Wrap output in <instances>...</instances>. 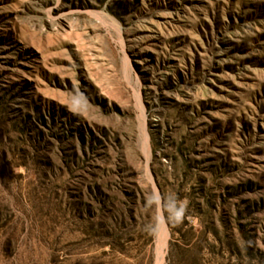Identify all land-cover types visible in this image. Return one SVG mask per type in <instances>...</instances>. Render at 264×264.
<instances>
[{
	"label": "rangeland",
	"instance_id": "1",
	"mask_svg": "<svg viewBox=\"0 0 264 264\" xmlns=\"http://www.w3.org/2000/svg\"><path fill=\"white\" fill-rule=\"evenodd\" d=\"M159 263L264 264V0H0V264Z\"/></svg>",
	"mask_w": 264,
	"mask_h": 264
},
{
	"label": "bare ground",
	"instance_id": "2",
	"mask_svg": "<svg viewBox=\"0 0 264 264\" xmlns=\"http://www.w3.org/2000/svg\"><path fill=\"white\" fill-rule=\"evenodd\" d=\"M165 233H167V231H166ZM167 236H168V235H167ZM167 236H166V238H167ZM166 238H165V239H166ZM166 241H167V240H166ZM166 246H167V245H166ZM163 248H164V245H163ZM161 250H163V249H162V246H161V248H160V252H161ZM159 255H160L161 260H162L161 262H163L165 253L162 251L161 254H159ZM159 255H158V256H159ZM159 264H160V263H159Z\"/></svg>",
	"mask_w": 264,
	"mask_h": 264
}]
</instances>
